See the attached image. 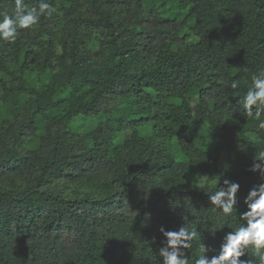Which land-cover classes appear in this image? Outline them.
<instances>
[{
    "label": "trees",
    "instance_id": "16d2710c",
    "mask_svg": "<svg viewBox=\"0 0 264 264\" xmlns=\"http://www.w3.org/2000/svg\"><path fill=\"white\" fill-rule=\"evenodd\" d=\"M46 2L0 41V264H161V225L197 231L188 264L217 254L261 182L239 97L264 70V0ZM224 179L229 216L205 193Z\"/></svg>",
    "mask_w": 264,
    "mask_h": 264
},
{
    "label": "clouds",
    "instance_id": "9594fccd",
    "mask_svg": "<svg viewBox=\"0 0 264 264\" xmlns=\"http://www.w3.org/2000/svg\"><path fill=\"white\" fill-rule=\"evenodd\" d=\"M54 11L55 8L46 0H40L38 7H29L24 0H14L11 8H0V41L14 43L20 30L32 29L40 23L42 17H50ZM230 87L237 88V82L233 80ZM239 104L244 116L256 120L258 129H264V70L252 76V85L239 97ZM249 171L259 172L261 182L252 186L244 197L247 211L240 213L244 223L223 235L217 254L211 257L207 253L213 250L201 243L200 254L194 264H254V260L256 264H264V151L254 157ZM207 180V174H196V188L201 190L206 186ZM239 190L238 182L224 179L223 186L205 193L209 194L214 210L229 216L237 206ZM159 232L165 237L164 246L158 252L162 258L161 264H188L183 250L191 247V242L197 238V231L189 230L184 224L178 230H166L161 225ZM249 248L253 259H241Z\"/></svg>",
    "mask_w": 264,
    "mask_h": 264
},
{
    "label": "rangeland",
    "instance_id": "374dc122",
    "mask_svg": "<svg viewBox=\"0 0 264 264\" xmlns=\"http://www.w3.org/2000/svg\"><path fill=\"white\" fill-rule=\"evenodd\" d=\"M147 4H148V6H150V2L149 1H147Z\"/></svg>",
    "mask_w": 264,
    "mask_h": 264
}]
</instances>
